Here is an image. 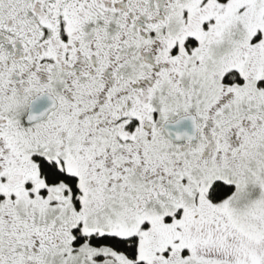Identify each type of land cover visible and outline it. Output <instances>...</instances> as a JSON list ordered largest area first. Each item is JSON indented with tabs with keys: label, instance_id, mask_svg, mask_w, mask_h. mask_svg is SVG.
I'll return each instance as SVG.
<instances>
[{
	"label": "snow or ice",
	"instance_id": "6c2138e0",
	"mask_svg": "<svg viewBox=\"0 0 264 264\" xmlns=\"http://www.w3.org/2000/svg\"><path fill=\"white\" fill-rule=\"evenodd\" d=\"M0 264H264V0H0Z\"/></svg>",
	"mask_w": 264,
	"mask_h": 264
}]
</instances>
